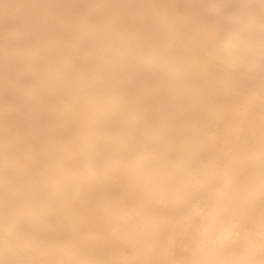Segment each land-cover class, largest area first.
Wrapping results in <instances>:
<instances>
[{"label": "snow or ice", "instance_id": "1", "mask_svg": "<svg viewBox=\"0 0 264 264\" xmlns=\"http://www.w3.org/2000/svg\"><path fill=\"white\" fill-rule=\"evenodd\" d=\"M20 7L0 264H264V0Z\"/></svg>", "mask_w": 264, "mask_h": 264}, {"label": "bare ground", "instance_id": "2", "mask_svg": "<svg viewBox=\"0 0 264 264\" xmlns=\"http://www.w3.org/2000/svg\"><path fill=\"white\" fill-rule=\"evenodd\" d=\"M26 0H5L8 7H4L0 4V22L3 21L5 17L12 21L19 20L26 12V10L20 5L24 4Z\"/></svg>", "mask_w": 264, "mask_h": 264}]
</instances>
